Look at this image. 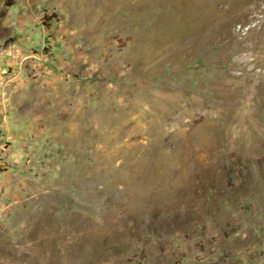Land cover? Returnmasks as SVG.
<instances>
[{
  "label": "rangeland",
  "instance_id": "obj_1",
  "mask_svg": "<svg viewBox=\"0 0 264 264\" xmlns=\"http://www.w3.org/2000/svg\"><path fill=\"white\" fill-rule=\"evenodd\" d=\"M259 4L200 42L202 0H0V264H264V77L234 133L219 96Z\"/></svg>",
  "mask_w": 264,
  "mask_h": 264
},
{
  "label": "bare ground",
  "instance_id": "obj_2",
  "mask_svg": "<svg viewBox=\"0 0 264 264\" xmlns=\"http://www.w3.org/2000/svg\"><path fill=\"white\" fill-rule=\"evenodd\" d=\"M261 1L264 0H202L203 5L207 8L205 15L206 21L203 22L202 20V22H198L195 19L199 16H193L192 20L187 21V25L185 26L184 31H182V36L179 38V40L182 37L187 36H193L195 40H199L200 42L220 38H227L228 40H231L232 36L235 35L232 29L235 23L238 21H244L249 11H251L253 8L255 10V7ZM262 12L264 13V9ZM252 31H255L254 34L257 31L259 34L264 33V29L258 30L253 28ZM251 37L248 33L247 36L241 40L243 43L242 47L245 51L251 50V46L248 45V41L251 39ZM260 43L261 45H264V39H260ZM247 54L248 55H246L243 60L239 61V63H236V67L240 69L242 68L243 73L240 76H235L232 81H225L223 84V92L220 90L221 88L219 89V96H222L223 94L236 95L238 99L235 103L237 105L236 109L239 110V114L236 113L238 115L236 122L233 123L234 125L232 132L237 131L240 126L244 128L245 126L248 127L250 124L249 119L253 112L252 108L254 107L255 103L259 101V96L253 87L258 79L264 77V73L256 72L257 67L264 66L263 54H255L251 51ZM251 54L255 56L253 59L250 58ZM197 132L201 133L203 136H208L209 134L207 129H199Z\"/></svg>",
  "mask_w": 264,
  "mask_h": 264
}]
</instances>
